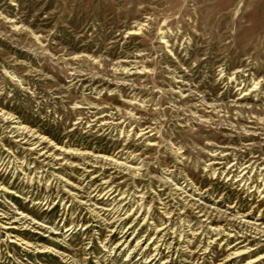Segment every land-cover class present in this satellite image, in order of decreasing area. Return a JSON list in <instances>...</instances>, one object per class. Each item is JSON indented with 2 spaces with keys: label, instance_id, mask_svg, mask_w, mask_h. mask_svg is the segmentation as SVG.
Segmentation results:
<instances>
[{
  "label": "rangeland",
  "instance_id": "374dc122",
  "mask_svg": "<svg viewBox=\"0 0 264 264\" xmlns=\"http://www.w3.org/2000/svg\"><path fill=\"white\" fill-rule=\"evenodd\" d=\"M0 264H264V0H0Z\"/></svg>",
  "mask_w": 264,
  "mask_h": 264
},
{
  "label": "bare ground",
  "instance_id": "6f19581e",
  "mask_svg": "<svg viewBox=\"0 0 264 264\" xmlns=\"http://www.w3.org/2000/svg\"><path fill=\"white\" fill-rule=\"evenodd\" d=\"M22 129V128H21ZM3 166V165H2ZM118 214V213H117ZM210 216V215H209ZM120 217V216H119ZM125 218V217H124ZM127 218V217H126ZM208 218V217H207ZM114 219V218H113ZM160 231V230H159Z\"/></svg>",
  "mask_w": 264,
  "mask_h": 264
}]
</instances>
